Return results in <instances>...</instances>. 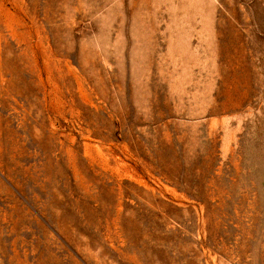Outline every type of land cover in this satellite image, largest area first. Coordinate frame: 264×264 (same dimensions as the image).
Listing matches in <instances>:
<instances>
[{"label": "rangeland", "instance_id": "obj_1", "mask_svg": "<svg viewBox=\"0 0 264 264\" xmlns=\"http://www.w3.org/2000/svg\"><path fill=\"white\" fill-rule=\"evenodd\" d=\"M0 264H264V0H0Z\"/></svg>", "mask_w": 264, "mask_h": 264}]
</instances>
